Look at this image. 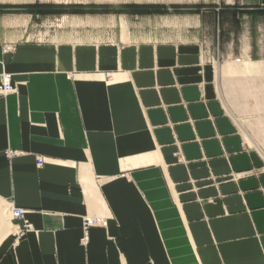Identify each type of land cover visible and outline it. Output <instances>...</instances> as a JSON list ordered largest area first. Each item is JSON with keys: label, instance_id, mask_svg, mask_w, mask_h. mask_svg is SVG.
Segmentation results:
<instances>
[{"label": "crops", "instance_id": "0c3cea01", "mask_svg": "<svg viewBox=\"0 0 264 264\" xmlns=\"http://www.w3.org/2000/svg\"><path fill=\"white\" fill-rule=\"evenodd\" d=\"M47 4L119 32L34 41ZM263 46L264 0H0V264H264V164L215 88Z\"/></svg>", "mask_w": 264, "mask_h": 264}, {"label": "rangeland", "instance_id": "374dc122", "mask_svg": "<svg viewBox=\"0 0 264 264\" xmlns=\"http://www.w3.org/2000/svg\"><path fill=\"white\" fill-rule=\"evenodd\" d=\"M46 1L51 3L53 0ZM57 1L63 2L64 0ZM68 6L47 4L45 7L36 8V12L37 10L42 11H39L41 12L39 18L32 23L31 39L34 41L102 39L118 34V17L115 21L111 17L113 15H70V12L84 13L85 10L71 9ZM89 12L93 13V11ZM132 20L127 17V24L131 25ZM145 20L147 22L150 20L155 25L164 21L163 18H146ZM135 32L140 36L165 37L169 35L166 29L159 27L155 30L147 28ZM249 58L255 62L259 61L256 62L259 67L257 73H243L240 71L242 64H235L237 66L235 73L224 75L218 71L215 74V88L225 111L236 123L242 137L243 134L249 137L248 141L243 137L246 147L259 155L264 164V46L261 51L255 49ZM87 218L89 217H84L83 221Z\"/></svg>", "mask_w": 264, "mask_h": 264}, {"label": "built area", "instance_id": "2783aa9c", "mask_svg": "<svg viewBox=\"0 0 264 264\" xmlns=\"http://www.w3.org/2000/svg\"><path fill=\"white\" fill-rule=\"evenodd\" d=\"M5 51H8L6 49ZM14 92V87L11 84V76L9 74H2L0 77V97L1 96H6L9 94H12ZM37 165L40 167L42 165V160L37 159L36 161ZM7 210L10 211L14 218V220H22L21 225L14 224V240L17 241L20 237H22L26 232L31 230V225L28 224L27 221L23 220V211L21 209L15 208L12 204H7ZM93 225H100L103 226L104 222L101 219H85L83 221V242L86 241L87 238V229Z\"/></svg>", "mask_w": 264, "mask_h": 264}, {"label": "bare ground", "instance_id": "6f19581e", "mask_svg": "<svg viewBox=\"0 0 264 264\" xmlns=\"http://www.w3.org/2000/svg\"><path fill=\"white\" fill-rule=\"evenodd\" d=\"M5 206H6L5 207L6 219L8 220L9 228H10L11 234L13 235V233L15 231L13 226H14V224H17V223H15L16 220L13 221V218H14L13 214L7 210L8 205H5ZM89 219H92V218H89Z\"/></svg>", "mask_w": 264, "mask_h": 264}]
</instances>
